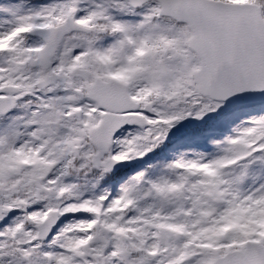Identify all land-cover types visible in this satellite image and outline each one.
<instances>
[{
  "label": "snow or ice",
  "instance_id": "6c2138e0",
  "mask_svg": "<svg viewBox=\"0 0 264 264\" xmlns=\"http://www.w3.org/2000/svg\"><path fill=\"white\" fill-rule=\"evenodd\" d=\"M0 264H264V0H0Z\"/></svg>",
  "mask_w": 264,
  "mask_h": 264
}]
</instances>
